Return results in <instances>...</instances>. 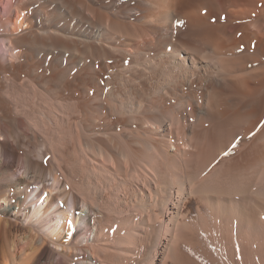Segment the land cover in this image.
<instances>
[{"label":"bare ground","instance_id":"bare-ground-1","mask_svg":"<svg viewBox=\"0 0 264 264\" xmlns=\"http://www.w3.org/2000/svg\"><path fill=\"white\" fill-rule=\"evenodd\" d=\"M38 1L0 16V264H264V0Z\"/></svg>","mask_w":264,"mask_h":264},{"label":"rangeland","instance_id":"rangeland-1","mask_svg":"<svg viewBox=\"0 0 264 264\" xmlns=\"http://www.w3.org/2000/svg\"><path fill=\"white\" fill-rule=\"evenodd\" d=\"M40 1H41V2H40ZM40 1H38L40 4L37 3L39 6H38V5H37V6L40 7V5H42V6H43L42 10L45 9V8H47L46 6L48 5V4H47L48 1H45V0L43 1V2H45L46 5L42 2V0H40ZM2 2H3V3H2ZM46 2H47V3H46ZM7 5H8L7 0H1V1H0V16H1V17L5 14V10H6ZM53 5H54V4H51V5L49 4V5H48L49 8H47V10H45V11H47V12L49 11V12H48L49 14L52 13V9H53V7H54ZM37 6H36V7H37ZM42 6H41V7H42ZM51 6H52V7H51ZM51 8H52V9H51ZM3 9H4V10H3ZM43 11H44V10H43ZM50 11H51V12H50ZM13 18H14V15H13ZM41 20H42V19H40L39 21L42 22ZM39 24H40V25H39ZM39 24H37V27H40V26H41V23H39ZM0 49H1L0 51H2L1 45H0Z\"/></svg>","mask_w":264,"mask_h":264}]
</instances>
